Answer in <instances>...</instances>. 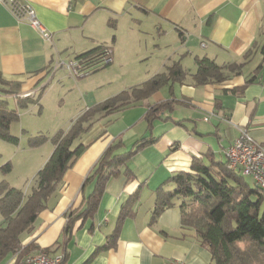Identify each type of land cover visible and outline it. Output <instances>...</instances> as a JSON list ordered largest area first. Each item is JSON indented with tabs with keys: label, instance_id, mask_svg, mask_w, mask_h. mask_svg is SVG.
<instances>
[{
	"label": "crops",
	"instance_id": "crops-1",
	"mask_svg": "<svg viewBox=\"0 0 264 264\" xmlns=\"http://www.w3.org/2000/svg\"><path fill=\"white\" fill-rule=\"evenodd\" d=\"M20 1L35 9L52 38L44 40L0 3V74L6 81L19 82V97L36 98L63 82L62 69L50 71L54 57L73 58L97 46L111 49L112 62L149 61L146 79L176 60L188 75L182 83L164 85L142 104L99 119L79 137L85 148L32 228L22 234L28 252L15 253L2 264H22L24 257L46 249L64 254L61 264H214L194 230L182 227L178 203L151 221L155 190L175 172L189 171L193 156L207 152L225 160L224 149L240 128L264 143V56L257 50L264 43V0ZM202 56L220 66L243 64L239 73L222 82L198 85L190 74L196 70L195 58ZM167 100L173 102L171 107L149 130L144 119L148 105ZM89 107L80 108L61 128ZM149 131L156 140L125 163L134 177L127 181L124 168L111 177L94 217L77 220L64 242L67 213L85 206L92 185L83 187V182L102 152L117 140L128 149ZM40 147L46 151L41 168L53 146L46 141L34 149ZM164 188H172L171 182ZM127 201L129 212L119 223ZM115 230L114 246L96 252Z\"/></svg>",
	"mask_w": 264,
	"mask_h": 264
},
{
	"label": "trees",
	"instance_id": "trees-1",
	"mask_svg": "<svg viewBox=\"0 0 264 264\" xmlns=\"http://www.w3.org/2000/svg\"><path fill=\"white\" fill-rule=\"evenodd\" d=\"M103 47L89 49L75 58L98 63ZM257 50L264 56V43ZM250 51L251 49L243 55L245 59ZM242 64L220 66L206 56L196 57V70L190 75L198 85L219 83L230 74L239 73ZM187 75L179 60L172 61L163 71L155 73L142 83L84 110L66 129L60 128L50 137L38 134L29 139L30 147L49 141L53 149L36 172L28 194L20 188L10 186L5 180L0 181V264L15 253L23 256L28 252L29 246L22 245V234L32 228L39 212L46 207L47 199L61 182L63 174L85 148L78 141L79 137L99 119L126 107L142 104L164 85L182 83ZM19 86V82L6 81L0 74V139L14 144H17L18 138L10 133V125L18 120L19 111L10 108L6 98H16L17 106L21 109L33 103L40 107L38 101L41 93L36 98L19 97ZM172 103L167 100L148 105L144 119L149 130L154 120L160 118ZM155 140L149 131L147 135L135 140L128 149H123L121 140L106 147L84 179L83 187L92 185L84 197L85 206L67 213L63 230L64 242L69 239L77 220L84 221L94 217L106 183L111 177L121 173L123 168L127 181L134 177L132 171L125 166L126 161ZM1 170L9 172L10 162L2 165ZM170 182L172 188H164V184ZM129 205L130 201H127L121 207L119 223L127 216ZM175 205L180 210L182 227L194 230L199 242L210 250L214 264H264V190L247 182L239 171L232 170L227 159H216L207 152L201 156H193L189 171L175 172L155 190L151 221L162 210ZM116 235L117 230L108 235L106 242L96 252L113 247ZM45 251L51 252L47 249Z\"/></svg>",
	"mask_w": 264,
	"mask_h": 264
},
{
	"label": "rangeland",
	"instance_id": "rangeland-1",
	"mask_svg": "<svg viewBox=\"0 0 264 264\" xmlns=\"http://www.w3.org/2000/svg\"><path fill=\"white\" fill-rule=\"evenodd\" d=\"M151 65L143 59L114 61L79 78L73 77L66 70H59L66 77L63 82L58 83V87L51 91L45 90L46 93L40 95V107L33 103L21 109L14 97L8 96L6 100L9 107L19 111L18 120L10 125V133L18 138V142L14 144L0 139V181L5 180L10 186L23 191L29 189L46 152L44 147H30L29 139L38 134L52 136L58 128L66 127L75 113L85 105H96L141 83L146 79L145 75ZM8 161L11 170L5 173L1 166ZM245 180L251 183L249 176H245ZM1 217L0 214V220Z\"/></svg>",
	"mask_w": 264,
	"mask_h": 264
},
{
	"label": "built area",
	"instance_id": "built-area-1",
	"mask_svg": "<svg viewBox=\"0 0 264 264\" xmlns=\"http://www.w3.org/2000/svg\"><path fill=\"white\" fill-rule=\"evenodd\" d=\"M0 3L7 6L17 20L28 22L44 40H51V32L41 24L35 9L30 4L20 0H0ZM111 62V49L104 46L103 54L98 63H89L83 58H60L56 56L50 63V71L63 69L73 77L79 78L87 76L95 69ZM204 119L206 120L207 117ZM224 155L232 170L249 176L255 186L264 190V143L256 141L247 128L239 129L238 135L224 149ZM63 259L64 254L62 253L40 250L36 254L24 257L22 264H61Z\"/></svg>",
	"mask_w": 264,
	"mask_h": 264
}]
</instances>
